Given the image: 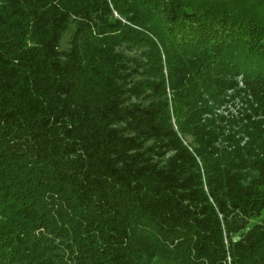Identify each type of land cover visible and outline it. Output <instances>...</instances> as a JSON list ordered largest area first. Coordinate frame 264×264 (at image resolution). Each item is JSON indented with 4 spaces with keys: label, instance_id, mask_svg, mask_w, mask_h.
Listing matches in <instances>:
<instances>
[{
    "label": "trees",
    "instance_id": "1",
    "mask_svg": "<svg viewBox=\"0 0 264 264\" xmlns=\"http://www.w3.org/2000/svg\"><path fill=\"white\" fill-rule=\"evenodd\" d=\"M0 264H264V0H0Z\"/></svg>",
    "mask_w": 264,
    "mask_h": 264
},
{
    "label": "rangeland",
    "instance_id": "2",
    "mask_svg": "<svg viewBox=\"0 0 264 264\" xmlns=\"http://www.w3.org/2000/svg\"><path fill=\"white\" fill-rule=\"evenodd\" d=\"M72 30H73L72 27H70L67 30V32L64 34V36H63V38L61 40V43H60V48L61 49H67L68 48V40L70 38V35L72 34ZM123 51L127 54V56H129L132 59H138L139 58V55H138L137 51L134 50V49L133 50L124 49ZM134 78L138 79V77H136V76ZM132 101H134V99H132ZM240 105L241 104H238V107H240ZM238 107H235V108L232 107L231 109H229L234 116L237 114Z\"/></svg>",
    "mask_w": 264,
    "mask_h": 264
}]
</instances>
